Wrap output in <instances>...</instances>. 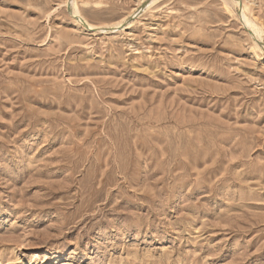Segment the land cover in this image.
<instances>
[{"label": "rangeland", "instance_id": "374dc122", "mask_svg": "<svg viewBox=\"0 0 264 264\" xmlns=\"http://www.w3.org/2000/svg\"><path fill=\"white\" fill-rule=\"evenodd\" d=\"M0 264H264V0H0Z\"/></svg>", "mask_w": 264, "mask_h": 264}, {"label": "bare ground", "instance_id": "6f19581e", "mask_svg": "<svg viewBox=\"0 0 264 264\" xmlns=\"http://www.w3.org/2000/svg\"><path fill=\"white\" fill-rule=\"evenodd\" d=\"M82 21H83L85 24H88V25H90L91 27H93V25L90 24L87 20L82 19ZM250 24L252 25V27H254V24H253L252 22H250Z\"/></svg>", "mask_w": 264, "mask_h": 264}]
</instances>
